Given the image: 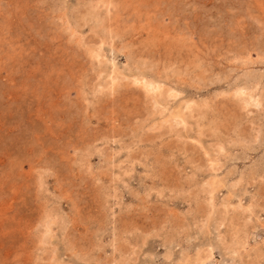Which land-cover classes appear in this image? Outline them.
I'll use <instances>...</instances> for the list:
<instances>
[{
	"label": "rangeland",
	"instance_id": "374dc122",
	"mask_svg": "<svg viewBox=\"0 0 264 264\" xmlns=\"http://www.w3.org/2000/svg\"><path fill=\"white\" fill-rule=\"evenodd\" d=\"M0 264H264V0H0Z\"/></svg>",
	"mask_w": 264,
	"mask_h": 264
}]
</instances>
